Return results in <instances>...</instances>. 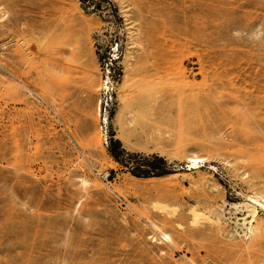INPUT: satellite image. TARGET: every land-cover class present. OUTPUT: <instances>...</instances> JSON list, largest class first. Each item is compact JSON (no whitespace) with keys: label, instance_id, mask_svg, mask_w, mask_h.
<instances>
[{"label":"rangeland","instance_id":"1","mask_svg":"<svg viewBox=\"0 0 264 264\" xmlns=\"http://www.w3.org/2000/svg\"><path fill=\"white\" fill-rule=\"evenodd\" d=\"M263 187L264 0H0V264H264Z\"/></svg>","mask_w":264,"mask_h":264},{"label":"bare ground","instance_id":"2","mask_svg":"<svg viewBox=\"0 0 264 264\" xmlns=\"http://www.w3.org/2000/svg\"><path fill=\"white\" fill-rule=\"evenodd\" d=\"M102 86H103V88H107V85H105L104 82H103ZM117 95H119V97L122 98V96L119 92ZM177 154L184 157V159L186 160L187 164L190 167V171L192 169H195V170L199 169L200 167H202L204 165L203 163L207 160L206 157L199 155L196 152L189 150V149L184 150V151L178 149ZM212 167H214V166H212ZM208 168L211 169V167H208ZM82 181L85 182L86 180L82 179ZM241 204H242L241 206H243V208L245 209V212H244L245 214L242 217V221L245 222L246 220H248L249 226L247 227V229H248V232H251L252 231V229H251L252 228V222H254V221L257 222L258 207H260L262 209V213L264 214V187L258 189L257 191H254L252 193L243 194V200H242ZM158 208L165 209L166 206L159 204ZM191 213L193 214L194 218L197 219L199 213L197 212V210L195 208H191ZM163 238H164V240H167L168 236L166 234H164Z\"/></svg>","mask_w":264,"mask_h":264},{"label":"trees","instance_id":"3","mask_svg":"<svg viewBox=\"0 0 264 264\" xmlns=\"http://www.w3.org/2000/svg\"><path fill=\"white\" fill-rule=\"evenodd\" d=\"M114 146L111 148V150H112V152H114ZM157 161H158V163L157 162H155V161H153V162H151V171H154V170H156L157 168H159V163H161V162H163V159L162 158H160V157H158L157 158ZM149 171H146V170H141V169H137V170H135V173L136 174H142V173H148Z\"/></svg>","mask_w":264,"mask_h":264}]
</instances>
